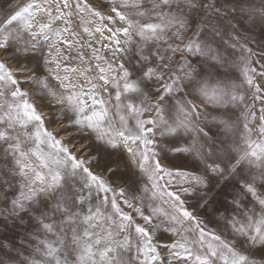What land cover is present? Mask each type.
I'll use <instances>...</instances> for the list:
<instances>
[{"label": "snow or ice", "instance_id": "snow-or-ice-1", "mask_svg": "<svg viewBox=\"0 0 264 264\" xmlns=\"http://www.w3.org/2000/svg\"><path fill=\"white\" fill-rule=\"evenodd\" d=\"M0 13V222L24 226L0 264H264V65L247 35L259 26L264 60V0H0ZM169 138L186 170L165 165Z\"/></svg>", "mask_w": 264, "mask_h": 264}, {"label": "rangeland", "instance_id": "rangeland-1", "mask_svg": "<svg viewBox=\"0 0 264 264\" xmlns=\"http://www.w3.org/2000/svg\"><path fill=\"white\" fill-rule=\"evenodd\" d=\"M257 3H259V0H257ZM3 13H0L2 15ZM233 15H241L239 11L233 13ZM235 23V21H233ZM245 27H250L247 21L244 22ZM238 32L241 34V37L245 34L244 27H241L240 25L237 26ZM259 33L260 28L257 25L256 28L252 29L251 32H248L247 35L252 37L253 42L248 44V47L252 48L253 52L256 53V55L253 57V60L258 61L257 64L254 66L257 67L259 70L260 65H264V60L260 59L261 53V46L257 42L259 40ZM96 47H100L99 44H96ZM225 70L221 69V73H223ZM229 75H239V73H236L234 70L228 73ZM239 83V81H236ZM25 87H27L25 85ZM244 91V90H242ZM248 92V98L247 103L249 105L253 104L252 98H251V89H247ZM34 104L40 105L38 107V111L42 113V115L45 117L46 126L49 131H55L61 127V121L57 120L54 115V107H49L45 105L38 97L32 96L31 101ZM261 107H264V104L261 103L260 100H256L254 102V108L259 111ZM201 108H203V105H201ZM206 111L210 113V116L208 118V123L211 126L216 120L222 119L223 117L219 116L214 110L212 106H209ZM221 111H224L223 109ZM228 111V114L231 115L233 112L239 114V109L236 108H230ZM203 122H201V127H203ZM207 131V129H205ZM213 132H216V129L213 128ZM69 136V132H60V134L57 136V139H66ZM176 140L174 139H162L160 141V148L163 149V152L160 154L162 156H166L167 159L165 160V165L172 169V165L177 166V168H181L183 170H186L185 165H190L191 161L187 159L186 155L183 153H179L173 150L174 145H176ZM67 146H75L76 148H79V142L78 138L77 140H73L70 144ZM179 146H184L181 142ZM160 149H157L159 151ZM170 162V163H169ZM175 170V169H172ZM221 183H228V178L225 177L224 180L221 181ZM125 211H130L129 209H125ZM0 221H2V218H0ZM24 233V226L20 225L18 223L14 224L12 221L7 222V227H5V224L3 222H0V242H3L5 244H8L9 242H18V240L23 236Z\"/></svg>", "mask_w": 264, "mask_h": 264}]
</instances>
